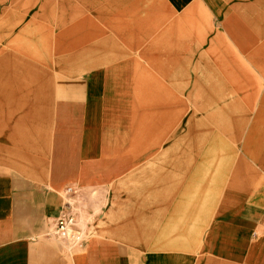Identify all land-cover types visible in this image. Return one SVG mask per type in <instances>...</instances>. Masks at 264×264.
<instances>
[{
    "label": "crops",
    "instance_id": "crops-1",
    "mask_svg": "<svg viewBox=\"0 0 264 264\" xmlns=\"http://www.w3.org/2000/svg\"><path fill=\"white\" fill-rule=\"evenodd\" d=\"M0 264H264V0H0Z\"/></svg>",
    "mask_w": 264,
    "mask_h": 264
},
{
    "label": "built area",
    "instance_id": "built-area-1",
    "mask_svg": "<svg viewBox=\"0 0 264 264\" xmlns=\"http://www.w3.org/2000/svg\"><path fill=\"white\" fill-rule=\"evenodd\" d=\"M66 190L70 192L73 190L72 186H67ZM68 208L60 216L57 217L56 228L52 231V236L59 241H62L69 248L81 249L87 242V235L84 228L82 229L78 222H76V214L74 212V206L71 202L67 201ZM84 230V231H83Z\"/></svg>",
    "mask_w": 264,
    "mask_h": 264
},
{
    "label": "rangeland",
    "instance_id": "rangeland-1",
    "mask_svg": "<svg viewBox=\"0 0 264 264\" xmlns=\"http://www.w3.org/2000/svg\"><path fill=\"white\" fill-rule=\"evenodd\" d=\"M69 186H71V185H69ZM73 186H72L73 190L68 192V194H73L74 197L72 200H69V201L71 202V205L74 206L73 208H74V212L76 214V222H78V225L82 229L84 228V230L87 233V235L85 234V237L87 238V242H88L91 239L90 232L87 230V226L86 225L83 226V224L80 221L83 217V209H85V213H86V212H88V210L93 209L92 206H93V204H95L94 201L96 202V204L98 203L99 190L95 189L93 186H84V185L83 186L73 185ZM110 189H111V186H110ZM64 190H66V187L64 188ZM111 192H112L111 190H110V193L108 192L106 194L104 192H102L103 196H101V197H102V202H104L105 207H108L110 202H111ZM96 207L98 208V205H96ZM59 242H61L63 244L64 248L66 250H69L70 252L75 251V250H79V248H69L68 245L66 246V244H64L62 241H59ZM85 245L86 244H84V246Z\"/></svg>",
    "mask_w": 264,
    "mask_h": 264
}]
</instances>
